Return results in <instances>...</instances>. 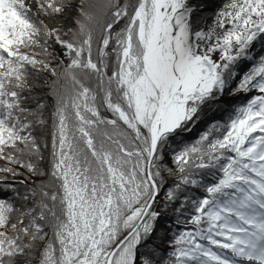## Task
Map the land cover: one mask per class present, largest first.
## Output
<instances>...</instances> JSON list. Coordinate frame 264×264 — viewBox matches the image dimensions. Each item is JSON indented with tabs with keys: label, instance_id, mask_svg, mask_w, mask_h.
Returning a JSON list of instances; mask_svg holds the SVG:
<instances>
[{
	"label": "snow or ice",
	"instance_id": "6c2138e0",
	"mask_svg": "<svg viewBox=\"0 0 264 264\" xmlns=\"http://www.w3.org/2000/svg\"><path fill=\"white\" fill-rule=\"evenodd\" d=\"M198 8L0 0V264H264V56L237 89L258 95L172 147L264 41V0H223L194 29ZM17 169L47 179L6 183ZM170 179L165 204L191 227L158 258L141 249Z\"/></svg>",
	"mask_w": 264,
	"mask_h": 264
},
{
	"label": "trees",
	"instance_id": "16d2710c",
	"mask_svg": "<svg viewBox=\"0 0 264 264\" xmlns=\"http://www.w3.org/2000/svg\"><path fill=\"white\" fill-rule=\"evenodd\" d=\"M74 15V13H73ZM119 27V26H118ZM57 53L59 54V49L57 48ZM249 59L243 60L239 64L238 72L236 78L229 81L228 86L225 88L223 94H217V98L215 100L209 101L204 104L197 116L193 118L192 122H189L188 129L183 132H180L179 135L174 138L172 147L179 148L184 144L193 143L199 136L208 130L213 124H223L226 123L231 116L234 115L235 110L241 106H244L248 103L250 99H252L255 95H258L254 89L248 92L243 90H237L240 79L242 76L251 68L259 62L260 57L264 56V41L257 40L254 42V46L251 48L248 53ZM47 87H41L36 89L34 95L47 104V114H50L52 110V102L51 99L46 96L48 92ZM34 103V101H33ZM107 115V114H106ZM51 121L49 120L48 128L44 131L42 140L46 141L49 145V149L45 150V162L44 166H47V157L49 154L50 146H51ZM166 162L170 164L171 157H166ZM4 162L0 161V165H3ZM21 172V175L17 177L8 176L6 183H16L17 187L23 188L24 185L19 184V181H25V184L31 185L33 182L40 183L42 180L47 179L46 177L39 176H31L25 169H17ZM4 175V174H0ZM173 185V180H168L164 190L161 191L160 196L157 199L154 208L157 212L160 213L159 219L155 222V231L152 237L148 240V247H144L141 251L149 252L155 251L156 257L167 258L168 253L171 251V241L174 236L178 235L179 232L185 230L186 228H190V225H186L183 223H177V215L178 213L175 211V208L179 206V203L175 204H165V192L169 187ZM190 195H204V193L198 189L193 188L190 189ZM12 195L11 190H4L3 187H0V199H7ZM181 220L184 219L183 216L180 217Z\"/></svg>",
	"mask_w": 264,
	"mask_h": 264
},
{
	"label": "bare ground",
	"instance_id": "6f19581e",
	"mask_svg": "<svg viewBox=\"0 0 264 264\" xmlns=\"http://www.w3.org/2000/svg\"><path fill=\"white\" fill-rule=\"evenodd\" d=\"M215 1L216 0H191L190 1L192 4L194 3V5L199 6L197 12L193 14V27L194 28L200 27L204 19L207 18V16L209 15V13L214 11L213 7L217 6V2ZM202 6H205V7H202ZM207 6H211V7L209 9H206Z\"/></svg>",
	"mask_w": 264,
	"mask_h": 264
},
{
	"label": "water",
	"instance_id": "95a60500",
	"mask_svg": "<svg viewBox=\"0 0 264 264\" xmlns=\"http://www.w3.org/2000/svg\"><path fill=\"white\" fill-rule=\"evenodd\" d=\"M191 1V0H190ZM215 2H217V6H214L213 7V10L212 12L209 13V15L207 16V18L204 19L202 25L200 27H203L204 26V22L207 21L208 24H210L212 22V18H213V15L214 13L218 10V8L221 6L223 0H216ZM194 4V3H193ZM202 7H205V6H202ZM200 7V8H202ZM211 6H207L206 9H209ZM213 14V15H212ZM212 15V16H211ZM211 16V17H210ZM200 27H197V28H200ZM196 29V28H194Z\"/></svg>",
	"mask_w": 264,
	"mask_h": 264
},
{
	"label": "rangeland",
	"instance_id": "374dc122",
	"mask_svg": "<svg viewBox=\"0 0 264 264\" xmlns=\"http://www.w3.org/2000/svg\"><path fill=\"white\" fill-rule=\"evenodd\" d=\"M251 50V49H250ZM250 52V51H249Z\"/></svg>",
	"mask_w": 264,
	"mask_h": 264
}]
</instances>
